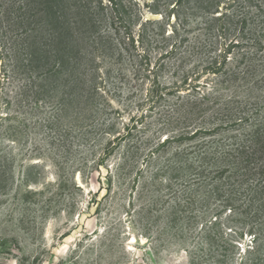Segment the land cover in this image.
Instances as JSON below:
<instances>
[{
	"label": "rangeland",
	"instance_id": "1",
	"mask_svg": "<svg viewBox=\"0 0 264 264\" xmlns=\"http://www.w3.org/2000/svg\"><path fill=\"white\" fill-rule=\"evenodd\" d=\"M177 39V51L165 55ZM231 39L246 45L228 54V67L264 57V0H0V264L260 257L249 250L252 236L239 232L246 214L214 222L213 199L190 212L178 181H165L176 171L156 172L176 160L180 143L154 148L178 129L186 93L161 98L152 90L195 64L197 83L219 79L203 70ZM113 122L114 134L129 135L99 168L110 136L93 129Z\"/></svg>",
	"mask_w": 264,
	"mask_h": 264
},
{
	"label": "trees",
	"instance_id": "2",
	"mask_svg": "<svg viewBox=\"0 0 264 264\" xmlns=\"http://www.w3.org/2000/svg\"><path fill=\"white\" fill-rule=\"evenodd\" d=\"M104 5L101 2V6ZM216 12H210L214 20L218 19ZM224 14L226 13L222 16ZM205 30L208 27L205 26ZM176 32L177 29H174L173 33ZM127 38L131 44L135 41L133 33L127 32ZM179 42L181 40L178 39L175 44H170V40L168 44L166 42L167 46L172 45V50H167L165 55L176 52ZM245 45L243 39H231L229 44L226 43L220 58L209 62L202 69L209 77L220 75L211 84L196 82L200 75L196 71L198 64H195V69L182 70L181 75L177 72L173 82H162L161 86L157 83L156 89L152 90L155 96L158 93L163 98L183 91L186 95L178 97L183 103L176 108L181 119L178 121V129L160 141L154 150L170 143H180L174 152L176 160L166 158L165 167H158L156 172L176 171L172 179L165 178V181H178L183 188L182 202L190 212L197 201L213 199L217 201L216 207L211 210L213 218L216 217L214 222L222 214L228 220H241L240 217L246 214L247 218L242 221L246 226L239 230L240 235L243 237L250 234L252 241L249 250L260 254V257L250 260L252 264H264V253L261 254L264 250V180L261 179V174L264 171L259 162L261 135L258 118L262 106L260 103L264 100V57L261 56L257 61L242 60L238 62L240 65L232 68L228 67L232 62L227 59L228 54H234L235 48ZM259 45V51L264 54V42L260 41ZM194 74L197 77L189 82ZM202 86H206L207 90L201 91ZM94 88L101 91V86L96 85ZM90 90L93 88L90 87L89 94ZM86 104L90 105L88 95ZM114 124L100 125L93 129L104 136H110L100 154V161L96 162L99 168L100 162L112 155V148L120 147L121 141L129 135V132L126 136L114 134ZM125 129L129 130L130 126ZM187 142V145L182 146ZM151 153L154 154L153 150ZM250 180H253L252 183Z\"/></svg>",
	"mask_w": 264,
	"mask_h": 264
}]
</instances>
